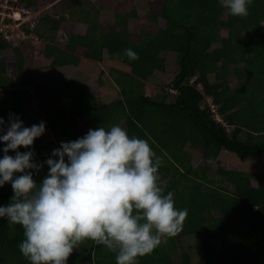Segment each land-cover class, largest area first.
<instances>
[{
  "label": "trees",
  "instance_id": "16d2710c",
  "mask_svg": "<svg viewBox=\"0 0 264 264\" xmlns=\"http://www.w3.org/2000/svg\"><path fill=\"white\" fill-rule=\"evenodd\" d=\"M17 5L36 7L34 0H17ZM155 13L150 18L157 25L155 32H141L138 38L125 29L99 33L97 24L81 18L86 33L63 36V47L58 44L61 35L47 43L45 32L24 25L28 38L36 36L43 43L37 52L50 61V68L76 67L78 49L95 62H102L105 55L116 57L120 68H111L109 76L118 88L117 97L104 104L99 103L96 89L77 86L73 80H34L24 66L27 39L16 45L0 39L4 120L0 135L6 133L10 114L24 127L34 116L55 134L49 140L36 138L31 149H18L33 151V162L43 165L34 173L39 183L49 171L44 161L61 142L82 138L89 129L119 125L129 137L148 141L163 161L158 174L165 194L171 192L175 207L188 211L182 231L139 257L137 264H264V172H242L218 162L221 151L264 162V0H252L246 17L230 15L219 0H162ZM130 16L135 13L117 15V22L126 25ZM125 49L139 59L130 60ZM166 53L174 54L178 72L160 94L150 97L146 81L155 71H164L161 55ZM103 75L101 71L98 76L100 86ZM231 77L237 81L234 89L229 85ZM206 99L216 106L221 121ZM5 146L0 143V158ZM188 149L201 152L199 166L191 165ZM212 171L218 181L207 179ZM12 196L10 183L0 187V206L9 204ZM194 235L198 237L192 240ZM198 238L191 250L185 249V239ZM23 239L22 226L0 218V264H30L18 248ZM115 256L104 246L85 241L73 250L67 264H116Z\"/></svg>",
  "mask_w": 264,
  "mask_h": 264
},
{
  "label": "clouds",
  "instance_id": "9594fccd",
  "mask_svg": "<svg viewBox=\"0 0 264 264\" xmlns=\"http://www.w3.org/2000/svg\"><path fill=\"white\" fill-rule=\"evenodd\" d=\"M219 3L230 15L246 17L252 0ZM125 55L139 59L131 49ZM3 125L0 117V132ZM44 132V122L24 127L10 114L0 135L6 145L0 187L10 183L13 192L9 204L0 206V218L22 226L18 248L30 264H67L85 241L115 253L116 264H137L182 231L188 211L175 207L171 192L165 194L158 174L163 161L148 141L129 137L119 125L89 129L52 151L44 161L49 171L38 183L34 173L43 165L33 162V151L18 149H31Z\"/></svg>",
  "mask_w": 264,
  "mask_h": 264
},
{
  "label": "rangeland",
  "instance_id": "374dc122",
  "mask_svg": "<svg viewBox=\"0 0 264 264\" xmlns=\"http://www.w3.org/2000/svg\"><path fill=\"white\" fill-rule=\"evenodd\" d=\"M74 2H78L79 4ZM34 4L36 6L34 7L35 10L33 8H25L29 12L27 16L29 21H27V24L28 26L36 25V31L39 33L45 32L46 36L49 37L47 43H51L49 42L50 39H60L57 38L60 35L61 37H68L70 33L84 35L87 31V24H85L86 22H81V18L97 24V30L102 34L108 31L125 29L133 38H138L141 32L153 33L157 29V25L151 22L150 18L153 14H156V10L160 8L162 0H34ZM94 10H96V13H94ZM131 12H134L135 16L126 17V25L122 22H117V15L125 16ZM55 24L57 32L52 29ZM34 37L29 36V38H27V44L24 50V55L27 58L24 62V66L27 72L32 73L34 80L38 82H44L50 78L73 80L77 86L96 89L99 92L98 99L100 104L108 103L117 97L118 88L112 84L109 76V70L111 68H120L116 57L107 58L105 55V59L102 62H95L86 59L84 56L85 52L82 49H78L75 54L80 61L76 67L70 66L69 68L52 69L48 67V62L43 61L44 58L42 56L36 60L33 55H31L32 49L35 48L34 56H39L37 51L44 46L39 38ZM58 41V44L63 47L65 38L63 37L62 41ZM161 56L165 60L164 71H155L153 77L146 81V94L150 97H155V94H160L163 88L172 82L178 72L174 54L166 53ZM12 66L10 67V75L15 71L13 70L14 68L12 69ZM37 66L40 68H37ZM35 68H37L36 71L34 70ZM101 71L104 73L102 77L104 82L103 86L98 84V76ZM210 80L214 81L213 75H210ZM229 85L234 89L237 86V81L231 77L229 78ZM218 119L221 121L219 116ZM39 121L42 122L40 119ZM65 121V126L67 127L69 124V117ZM40 122H38L34 116H31L30 120H27L25 127H31L34 124L38 125ZM121 124H123V122ZM41 137L44 140H49L55 138V134L49 130L48 127H45V132ZM54 143L56 144L55 141ZM56 147L58 148V146ZM187 151H189V149ZM44 152L45 150L42 151V153ZM189 154L191 157V165L194 168L199 166L202 162L201 152L189 151ZM65 160L67 162V158H65ZM218 162L222 167L230 164L242 172H264V162H261L260 158L257 157L240 159L232 153L221 151L218 156ZM213 174V171L209 172L207 179L211 180L214 178L218 181L219 178L216 177L217 174ZM220 180L224 182L223 179L220 178ZM226 186L229 188V185L224 182V187ZM197 237L198 236L194 235L191 239L193 240ZM199 240L200 238L191 242L185 239V249L190 247L191 250V246H195V243H198Z\"/></svg>",
  "mask_w": 264,
  "mask_h": 264
},
{
  "label": "built area",
  "instance_id": "2783aa9c",
  "mask_svg": "<svg viewBox=\"0 0 264 264\" xmlns=\"http://www.w3.org/2000/svg\"><path fill=\"white\" fill-rule=\"evenodd\" d=\"M28 15V10L17 5V0H0V39L12 42L14 45L18 41L26 40L28 37L23 27L29 21L27 19ZM33 26H29V29ZM206 103L209 105L215 119L220 121L216 115V106L211 99H206Z\"/></svg>",
  "mask_w": 264,
  "mask_h": 264
},
{
  "label": "crops",
  "instance_id": "0c3cea01",
  "mask_svg": "<svg viewBox=\"0 0 264 264\" xmlns=\"http://www.w3.org/2000/svg\"><path fill=\"white\" fill-rule=\"evenodd\" d=\"M25 52V51H24ZM32 55V54H31ZM33 55H35V54H33ZM34 57V59H38L40 56H33ZM43 61H46V62H48V65H49V63H50V61H48V60H46V59H43ZM49 67V66H48ZM70 67V65L69 66H64V67H57V68H52V69H60V68H69ZM37 68H40L39 66H37ZM36 68V69H37ZM38 120V122H40L39 121V119H37ZM44 124H45V122H44ZM46 125V124H45Z\"/></svg>",
  "mask_w": 264,
  "mask_h": 264
}]
</instances>
